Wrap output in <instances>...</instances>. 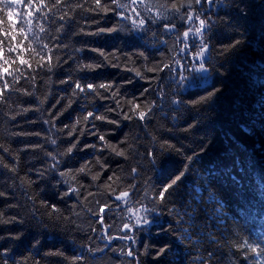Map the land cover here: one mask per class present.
<instances>
[{
  "label": "trees",
  "instance_id": "1",
  "mask_svg": "<svg viewBox=\"0 0 264 264\" xmlns=\"http://www.w3.org/2000/svg\"><path fill=\"white\" fill-rule=\"evenodd\" d=\"M3 3L0 0V33L7 24L14 26L16 19H21L16 16V7L5 12ZM45 3L47 7L33 20V31L22 44L27 48L31 42L37 54L29 50L24 57L36 68L38 62L43 63L40 56L48 52L42 46L48 44L53 62L56 55L71 53L76 63L68 61L52 73L39 70L35 88L22 79L20 90L6 104L0 103V146L9 149L7 153L0 151V164L17 168L13 173L0 167V192L4 193L0 196V220L16 217L23 221L0 223V237H5L0 239V264L4 260L8 264H73L78 256H84L79 264H135L126 255L129 247L141 254L140 264H201L202 260L209 264L208 253H212L210 264H256L259 257L246 256L237 245L247 241L264 250V0H215L197 6L207 20L206 70L199 68L194 56L199 37L190 35L188 53L177 55L176 49L183 47L177 34L182 38L187 28L186 13H175L171 5L180 6L187 0H137L135 5L121 0L130 5L127 15L135 8L142 16H155L159 11L167 18L175 17L176 31H165L164 20L143 29L120 21L119 31L100 36L75 33L82 27L94 31L98 26H117L116 14L69 11L77 3L85 9L94 7V0H62L47 18L44 13L54 0ZM93 16L99 25L88 19ZM181 16H185L184 21ZM61 24L63 28L57 32ZM0 40L5 41L4 54L16 60L17 53L7 52L8 42L2 34ZM57 44L67 47L57 53ZM76 48L82 51L77 53ZM89 48L118 52L122 66L77 71L80 64L101 59ZM176 60L181 64L179 74ZM165 64L172 69L149 71ZM123 65L140 70L142 77ZM14 66L23 71L18 60ZM68 73L82 83L114 81L118 97L81 94L73 98L72 87L61 83L68 79ZM25 89L34 95H25ZM209 93L214 94L206 102L187 103ZM69 98L73 99L70 107ZM116 99L124 105L123 111L130 107L125 104L128 100H135L143 110L151 107V119L126 120L121 111H109L116 107ZM88 111L118 122L90 118L85 123ZM77 120V131L68 136ZM189 125L194 126L185 131ZM97 130L126 155L102 149L98 135L91 134ZM77 139L76 149L66 154ZM52 140H56L55 145ZM165 141L175 148H162ZM49 153L59 162L55 170L49 167L53 163ZM97 158L102 164L96 163ZM82 166L85 173L78 171ZM132 168L138 173L133 174ZM38 170L43 173L38 175ZM182 171L184 175L169 189L164 202L153 204L155 190ZM98 173L99 178L93 181ZM132 185L136 187L130 202L121 201L116 206L115 195ZM69 187L77 188L78 194L64 195ZM105 204L111 211L106 208L100 214L99 207ZM45 205H56L61 211L53 212ZM141 205L149 209L148 222L128 232L135 236L134 243L120 239L126 231L123 224L129 222L127 207L139 209ZM99 215H103L104 225L98 223ZM137 215L145 216L143 212ZM16 236L19 238H9ZM108 236L113 239L108 240Z\"/></svg>",
  "mask_w": 264,
  "mask_h": 264
},
{
  "label": "snow or ice",
  "instance_id": "2",
  "mask_svg": "<svg viewBox=\"0 0 264 264\" xmlns=\"http://www.w3.org/2000/svg\"><path fill=\"white\" fill-rule=\"evenodd\" d=\"M62 0H54V3L52 4L51 8H48V12L44 13V17L47 18L49 13L53 11L57 6L61 4ZM215 2V0H187L186 4H181L178 6L176 3H172L171 10L175 13L179 14L181 11L186 13V22H187V28L185 31L182 32V38L181 35L177 34V41L179 44H182L183 47H179L176 49L177 55L180 53L187 54L189 51V43L188 38L191 36L199 37V49L194 53V56L196 58V62L199 65V68L201 70H206L205 66V58L206 53L209 51L208 48V42L206 38L204 37L205 32V26L207 24V20L204 16H201L198 12V5H201L203 3H212ZM137 3V0H131V4L135 5ZM94 7H88L85 9L84 5L81 3H77L75 5V9H69V11H74L76 9H81L88 12H95V13H114L119 17V20L117 21V26H109V27H97L94 31H85V29L82 27L80 28L78 33H75L77 36H100L101 34L105 33H113L119 31V22L120 21H129L132 28L135 29H143L146 28L150 24L157 23L161 20H164L166 22L163 23V28L165 31H176L177 25L173 23V18H167L160 14L159 11H157L155 16H152L151 14L149 16H142L141 13L137 12L135 8H131V15L126 14V10L130 8L129 4L121 3V0H104L102 3V0H94ZM3 10L7 12L8 7H16V16L20 17L21 19L18 21L16 19L14 26L12 24H7L5 26V29L3 30L2 34L5 40L8 42V48L7 52L9 53H17L16 60H13L10 56L4 54V40H0V103H7L10 100V97L13 93L18 92L20 90L19 82L24 79L31 82V85L35 88L38 85L37 77L39 75V70L46 69L48 73H52L56 68L61 67L62 64L68 63V61H71L73 64L76 63V59L72 56L71 53H66L64 57L60 55L55 56V62H53V54L52 49L49 48L48 44H44L42 47L43 49H48V52L45 55L40 56V61L43 63L38 62L36 68H33L32 62L30 59H26L24 57V53L26 51H31L33 55H36L35 49L32 47V43L29 42L27 45V48L23 47V41L28 40V33L33 31V20L41 13V11L47 7L45 0H15V4L13 3V0H4V3L2 5ZM21 8L23 11H21ZM149 13H151L150 9H145ZM67 13L60 17V20L63 21L66 19ZM105 17H101V19H104ZM88 19H91L93 23L99 25L100 21L96 20L95 17H88ZM181 21L185 20V16L180 17ZM63 28V24L60 25L59 28L56 29L57 32L61 31ZM40 31L44 32V27L40 26ZM18 37H22V40H18ZM16 41L15 44L12 42ZM232 45H228L227 47H231ZM67 45L63 44H57L56 45V52L59 53L62 48H66ZM88 50L94 51L98 54L101 59L97 62H89V63H82L78 66L77 71L79 72H92L96 69L105 67V66H111V67H121L122 65L118 63L120 60V54L118 52H111L106 53L102 49H95V48H89ZM75 52L79 53L82 51L80 48L74 49ZM140 55H143L142 53ZM125 59H128V57H125ZM183 59V57H181ZM18 60L19 65L23 68V71H21V68L15 67L16 61ZM126 70L134 71L137 77H142V73L140 70H137L135 68L128 69L126 65H123ZM181 68V64L179 60L175 61V70L177 74H179ZM165 69H172V65L165 64L163 68H153L149 69V71H164ZM31 70V71H29ZM183 79V77H181ZM130 82V81H129ZM61 83L69 84L72 87V97H78L81 94H89L94 95L97 97L102 98H110L115 99L118 97V88L114 91L113 89L116 87L115 82H102V83H93V82H81V79H72L71 73H68V79L61 81ZM103 90V91H101ZM147 92L148 89H145ZM25 95L32 96L34 95V91L30 92L27 89L24 90ZM214 93H209L207 97H200L198 100L189 101L187 102L190 105H196L202 102H206L207 99H209ZM143 95V94H142ZM73 102V99L69 98L68 106L70 107ZM180 100H174L173 103H178ZM44 101L41 100L40 104H43ZM59 103V101H57ZM126 105H130V107L127 109V111H123L124 105H121L120 100L116 99V107L109 109V111H121L123 118L126 120H133L137 119L141 122H146L151 119V113L152 108L148 107L146 110H143L141 108V105L139 103H136L135 100H128L125 102ZM55 107V105H53ZM24 111H28V109H24ZM62 113H59L60 115ZM95 121V120H101V121H107L108 123H117L118 121L110 120L108 116L106 115H95L94 112L88 111L87 115L83 117L85 123ZM13 120H15V116L12 117ZM45 123H48V121H44ZM80 121L77 120L76 123H74L71 126V130L68 132V136H72L73 133L77 131V124H79ZM194 125H189L188 128L184 129L185 131L189 130ZM67 128L68 126L65 125ZM95 125L93 124V128ZM169 130V129H164ZM93 135H98L99 141L103 142L101 145V148H108L111 149L112 152H114L117 156L124 157L126 155L125 151L123 149H118L117 145L111 144L105 139V134L99 133L98 130L95 132H92ZM81 135H83V131H81ZM153 140H155V137H153ZM51 143L53 145L56 144V140H52ZM79 143V140L77 139L76 143H72L70 147L67 148L66 154L70 155L73 153L74 149H76L77 144ZM89 147L95 148L96 145H90ZM162 148L167 147L168 149H174L175 146L173 144H170L168 141H165L164 144L161 145ZM0 151H3L4 153L9 152V149L3 148L0 146ZM49 156H52V153L48 154ZM149 157L155 156L154 153L149 152ZM3 157H0V160H2ZM192 157H188V160H191ZM53 163L49 165V167L52 170H55L57 167H59V162L56 160L55 156H52ZM15 163V162H14ZM97 164H102L99 158L96 160ZM0 167L8 168L9 171L15 173L17 171V168L15 166L10 167L8 164H0ZM186 170V169H185ZM79 173H85L86 167L82 166L79 170ZM131 172L133 174L138 173L137 168H132ZM43 173V170H38V175H41ZM61 176L65 175L64 172L60 173ZM184 175V172L182 171L179 175H177L170 183L167 185H164L159 190H155V195L153 196L151 202L155 205L162 204L164 200L167 197L169 189H171L177 181L181 179V177ZM99 178V173L96 176H93V181L97 180ZM73 180H75V176L72 177ZM109 180H112L113 177H109ZM135 185H132L129 190H122L119 191L117 195H115V204L116 206H119L121 201L130 202L131 196L133 195L135 191ZM70 193L78 194V189L75 187H69L68 191L64 193V195H69ZM4 195L3 192H0V196ZM46 207L51 208L53 212H60L61 210L56 207V205H45ZM108 208L109 212L111 211V206L105 204L103 206L99 207V213L104 214L105 209ZM155 207L153 208V210ZM149 209L143 205L139 209L133 208V207H127L128 212V220L129 222H126L123 224V229L126 230L124 235L119 237L120 239H124L130 242H135V236L134 235H128V232H135L136 228L142 224H146L148 222V219L146 218L147 212ZM138 212H143L145 214L144 217H141L137 215ZM96 215V213H94ZM133 217H135L134 223ZM23 221L21 219H18L16 217H13L12 219H5L0 220V223L4 224H12V223H22ZM98 223L100 225H104V217L103 215H99L98 217ZM5 237H0V239H4ZM12 239H18L19 237H9ZM108 240H112L113 237L108 236ZM237 248L239 250H242L244 254L247 256L249 253L255 254V257H264V250H260L258 247L252 246V244L248 243L247 241H243L237 245ZM92 250V249H89ZM5 252L7 250H4ZM164 249L160 250V253H162ZM158 253V254H160ZM127 257L132 258V260L135 262V264H140L139 256L141 255L135 248L129 247L126 252ZM212 253H208L209 257V264L211 260ZM257 258L256 264H264V259ZM84 260V256H78L74 258L73 264H79L80 261ZM4 264H8L7 260H4ZM19 264H24L23 261H20ZM201 264H205V261H201Z\"/></svg>",
  "mask_w": 264,
  "mask_h": 264
},
{
  "label": "bare ground",
  "instance_id": "3",
  "mask_svg": "<svg viewBox=\"0 0 264 264\" xmlns=\"http://www.w3.org/2000/svg\"><path fill=\"white\" fill-rule=\"evenodd\" d=\"M128 80V79H127ZM151 135V134H150Z\"/></svg>",
  "mask_w": 264,
  "mask_h": 264
}]
</instances>
